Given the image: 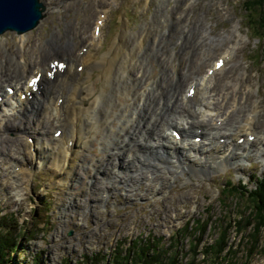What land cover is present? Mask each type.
Returning <instances> with one entry per match:
<instances>
[{
    "label": "rangeland",
    "instance_id": "obj_1",
    "mask_svg": "<svg viewBox=\"0 0 264 264\" xmlns=\"http://www.w3.org/2000/svg\"><path fill=\"white\" fill-rule=\"evenodd\" d=\"M40 1L44 5L43 17L36 27L21 34L13 31L0 33V66L6 62V53L12 54L14 59L19 55L20 36L29 37L27 47L33 42L39 44L41 54L49 52L48 56H61L63 52L52 50L45 44L48 38L55 34L57 43L65 48L67 46H64L63 42L67 34L76 40L78 32L83 30L81 24L87 12L92 11V18L87 23L85 34H89L92 19L104 14L100 7L105 3L104 0L97 2L96 6L92 0ZM244 1L180 0L178 4L179 0H107L104 17L106 21L102 22L101 30L103 43L94 50L91 61L100 57L116 33L124 30L134 37L149 31L154 11L158 8L156 12L158 17L162 15L161 18H165V14H172L173 18L178 20L174 29L168 26L169 29H165L164 26L158 27L164 35L163 41H166L162 46L166 53L161 55L162 61L169 58L168 62H176L177 57L183 52L180 50L181 45L189 39L194 44L193 51L187 48V43L184 50H188L191 58L195 59L194 64L200 63L201 67H196L197 71L201 69L200 71L204 73L206 67L211 65V61L219 57V51L236 45L235 57L221 72L214 73L212 85L220 92H227L230 100L236 99L238 109L233 113L234 121H238L236 119L241 116L246 118L248 111L257 104L258 117L253 125L262 133L264 30L260 28L256 17L259 8L256 5L251 7L250 2L246 4ZM175 3L177 6L184 5L182 13L173 9ZM197 19L202 26L194 28L197 34L190 37L191 31L187 35L186 30ZM95 21L98 23L102 19ZM183 36L186 37L184 41ZM144 48L147 49L146 46ZM144 48L140 51L143 52ZM146 58L152 65L151 80L152 78L155 80L161 75L160 64H157L159 60L156 61L151 55ZM138 59L132 55L131 59L126 61L133 64L139 62ZM46 60L47 58L39 63ZM7 68L5 65L2 69ZM90 72V76L88 70L81 72V77L89 76L87 89L92 84L97 91L106 89L110 98L106 95L103 97L109 104L105 103L101 112L105 117L114 118L112 110H115V106L112 108V104L121 107L126 103L129 106L130 96H125L117 89V78L108 86H104L106 81L102 79L101 73L94 69ZM164 74L165 77L170 76L168 71ZM23 78L22 81L25 80ZM0 79L1 94L7 92L5 85L13 87L16 91L17 87L9 74ZM143 80L145 81L142 79L139 82L137 90L142 89ZM187 81L188 79L183 80V84ZM118 84L120 85V82ZM30 100L32 102L34 99ZM83 100L87 102L89 99L86 97ZM2 107L1 110L4 109ZM154 107L155 102L149 111L150 114ZM227 107V104L222 105V109ZM3 113L0 112V117L3 115L2 119H9V122L0 126V145L5 143L6 146L5 149L0 148V213L6 212L10 218L5 217L0 221L2 226L7 225L6 227L10 228L18 243L15 250L9 253L5 264H88L92 260L85 259V256L95 257L97 252L101 254L100 264H114L119 259L115 258L116 254L121 255L125 252L133 240L144 241L149 236H154L155 240L160 238L155 251L160 256L157 258L153 256L150 259L146 255L142 257L145 260L143 262L134 252H130L128 260L123 264H170L168 261L173 256L175 257L173 264H264V224L253 229L256 220L261 218L252 211L254 207L252 201L245 193H238V188L232 192L228 191L232 184L240 183V179L250 186L251 179L264 174V160L255 152L260 146V138L247 145L249 151L240 160L235 163L227 161V164L215 167L202 176L195 177L185 172L184 175L178 174L173 182H169L171 170L150 174L145 173L144 169L140 176L124 175L126 181L130 182L129 185L123 179L115 177L110 182L101 179L100 174L103 173L99 171L103 172V168H109L104 171L107 176L112 171V166L119 170L121 166L116 160L110 162L111 159L107 158L108 152L100 144L103 133L100 130L95 138L88 139L87 144L73 156L75 163L73 172L79 174L77 181L69 175L65 180L56 183L61 179L62 173L58 174L59 163H54L57 176L54 180L60 178L53 183L55 167L47 164L37 169H29L31 182L27 171H22L24 177L21 192L16 193L14 188L16 182L12 178L13 165L6 161L8 158L15 159L20 156V148L25 138L20 131L24 129L30 131L33 127L40 126L42 118H37L39 112L36 115L34 112L24 111V116L14 113L11 117L4 116ZM113 123L116 124L117 121ZM19 124L20 126L24 124L25 127L19 128ZM55 128L58 126L51 120L50 125L45 127V132L52 134ZM4 136L9 140L8 143L1 141V137ZM20 137L22 140H15ZM31 139L32 137L29 138ZM127 146L123 151L124 155H128L130 152L127 154V149L132 148ZM54 155L60 156V151L57 150ZM237 155L242 156L241 153ZM130 156L132 155L129 154L127 157L131 158ZM108 159L109 162H106ZM62 167L66 168L64 165ZM100 179L104 182L105 188L109 189L108 197L103 194L104 187L102 190L101 186L95 185ZM74 200L78 202L74 203ZM222 237L225 239V248L220 252V256H216L218 258L212 259L204 249L206 247L213 255L214 251L209 246L219 243ZM154 250L156 249H150L149 252L153 253Z\"/></svg>",
    "mask_w": 264,
    "mask_h": 264
},
{
    "label": "bare ground",
    "instance_id": "obj_2",
    "mask_svg": "<svg viewBox=\"0 0 264 264\" xmlns=\"http://www.w3.org/2000/svg\"><path fill=\"white\" fill-rule=\"evenodd\" d=\"M99 1L103 0H92V3L96 6ZM104 1L105 3L100 5L101 12L104 14H98L97 18H95L96 15L93 17L102 19V21L97 23L94 22L95 19H92L93 23L91 22L92 25L89 27V34H85V31L87 23L92 18V11L87 12L84 16L81 24L83 30L78 32L76 40H73L72 35L67 34L68 37L66 36L63 42V45L67 47L64 48L62 44L57 43L58 39L55 34L46 40L45 44L49 45L50 49L63 52L61 56L51 57L48 56L49 52L41 54L39 44H33V42L30 47H27L30 42L29 37L20 36L21 44L19 48L17 47L19 58L17 56L14 59L12 54L6 53L4 64L8 68L2 69L5 65L1 63L0 77L9 74L10 79L14 80L17 92L16 95L5 93L4 99L0 102V112L3 111L4 116L10 115V117L14 116V113L24 116V111L34 112L36 115L39 112L37 118H42L41 125L33 127L31 132L25 131V129L20 131L21 135L25 137L24 144L20 148V156L15 159L8 158L6 161L13 165L12 178L16 182L14 186L16 193L22 188L24 177L22 171H27L31 182L29 169H37V167L47 164L55 167L54 163H59L60 166L58 174L62 173L61 179L59 177V180L56 179L58 181L54 180L57 177L55 167L53 183L63 181L69 175H72V179L77 181L79 174L73 172L75 165L73 156L79 149H82L83 145L87 144L88 139L95 138L100 130L103 132L100 144L108 152L107 158L111 159L110 162L116 160L121 166V170L112 166V171L107 176L106 173L104 174L106 168H103V172L100 170L99 172L103 173L100 174V177L105 180L104 182H110L114 177L126 181L124 175L140 176L144 169L145 173L149 172L150 174L161 170H171L169 182H173L178 174L184 175L185 172L199 177L215 167H222L223 164H227V161L235 163L243 158V155L249 151L247 145L256 138H260L261 142L255 152L259 158L264 160V132L257 131L253 125L258 117L256 114L259 110L257 104L248 111L246 118L241 116L236 119L238 121H234L232 120L233 113L238 109L236 99L230 100V96L226 95L227 92H220L212 85L214 73L221 72L235 57L236 45L219 51V57L211 61V65L206 67L204 73L200 71L201 69L197 71L196 67L200 68V63L194 64L195 59L191 58L188 50H184L186 43L187 48L192 49L194 46L189 39L181 45L180 50L182 49L183 52L177 57L176 62H168L169 58L162 61L160 60L161 55L166 54L162 50V46L166 44V41H163L164 35L158 27L174 29L177 27L178 20L176 21L172 14H165V18H161L162 15L158 17L157 8L151 19L150 30L143 35L140 33L141 38H139L140 34L131 37L126 31H120L115 34L100 57L91 61L94 50L97 46L101 47L103 43L101 30L103 29L102 22L106 21L104 17L108 3L107 0ZM173 9L182 13L184 5L177 6L175 3ZM93 13L95 12L93 11ZM200 26L202 23L198 22V19L195 20L186 30V34L188 35L191 31L190 37L195 36L197 33L194 28L197 29ZM183 37L184 41L186 37ZM145 46L147 49L144 48ZM136 47H138L137 52ZM142 48H144L143 52L140 51ZM132 55L139 58L137 60L139 62L128 64L126 60H130ZM148 55H151L152 58L155 57L156 61L159 60L157 64H160L161 75L158 78L155 77V80L153 78L151 80L152 65L146 60ZM46 58V61L39 63ZM219 60L222 61V64L217 67L216 63ZM59 62H63L62 67L58 66ZM164 65L166 66L163 67ZM125 67L126 69L123 70ZM93 69L101 73L102 79L106 81L104 86H108L117 78L118 83L120 82V85L117 83V89L125 96H130L129 106L126 103L121 104V107L110 103L112 108L115 106V110H112L114 118L112 116L105 117L101 112L107 101L103 96L109 97L106 89L97 91L93 84L87 89V81L90 71ZM84 70L89 71L88 77H81V72ZM167 71L170 73L169 77L163 75ZM47 72L52 74L51 78L47 76ZM36 74L40 75L38 82L41 83V87L38 89L30 87L28 84L31 77ZM23 77L25 80L22 81ZM142 79H145L142 89L137 90ZM185 79L188 81L183 84ZM190 88H193V92L188 95L187 90ZM28 92L34 99L32 102L27 101ZM23 94H25L24 99L22 98ZM86 97L89 100L84 102L83 99ZM154 102L155 107L150 114L149 111ZM226 104L228 107L222 109V105ZM1 106L4 109L1 110ZM2 118L3 115L0 117V126L2 123L9 122V119L3 120ZM44 119L46 123H44ZM51 120H54L58 128L61 129L57 138L53 134L45 132V127L50 125ZM113 121H117V123L114 124ZM20 125L19 128L25 127L24 124ZM174 128H178L176 131L181 135L179 138H175V135L171 134ZM56 130L55 128L53 132ZM250 135L254 136L252 140L248 139ZM199 136L201 139L195 141ZM31 137L32 139L29 140ZM1 138L2 142H9L5 136ZM240 138H242L241 142H239ZM15 140H22V138H15ZM126 146L127 148L132 147L127 149V154L130 152L129 154L132 155L131 158L127 157L129 154L124 155L123 151ZM0 148L5 149V143L0 145ZM57 150L60 151V156L54 155ZM238 153H241L242 156L239 157ZM109 159L106 162H109ZM62 165L66 168H63ZM101 179L95 185L101 186L102 190L104 187L103 194L108 197L109 189L105 188ZM127 183L130 185V182ZM75 202L78 201L74 200ZM73 205L70 204V206Z\"/></svg>",
    "mask_w": 264,
    "mask_h": 264
},
{
    "label": "trees",
    "instance_id": "obj_3",
    "mask_svg": "<svg viewBox=\"0 0 264 264\" xmlns=\"http://www.w3.org/2000/svg\"><path fill=\"white\" fill-rule=\"evenodd\" d=\"M244 2L246 4H249L250 2L251 7L256 5L259 8L256 17L258 18V24L260 25V28H263L264 30V0H245ZM262 38L264 39V36H262ZM250 182L252 183L250 186L246 185L243 181H241L240 183L238 182L237 184H232L231 187L228 189V191L232 192L237 190L238 188L239 190L238 193L240 194L245 193L246 197H248L252 201L254 206L252 211L255 214H258V218H261L259 220L257 219L256 222L254 223V225L256 224V226L253 225L254 226L253 229L254 228L257 229L259 228L260 225L264 224L263 222L264 221L263 219L264 218V174L261 177L254 178L253 180L251 179ZM5 217H9V215L6 212L0 213V220L5 219ZM6 226L7 225L2 226L0 221V264H5L7 262L9 253L15 250L16 245L18 244L16 238L12 234V231L10 230V228H7ZM24 233L25 232L23 231V234ZM159 239L156 238L155 240L154 236H149L144 241L133 240L131 244L126 247L127 250H124L125 252L122 251L123 253H121V255L116 254L115 258H119V259L118 260L115 259L116 261L114 262V264H117V262H120V264L126 262L129 257L128 254H130V252H134L136 256L139 257V260L141 261L143 260V262L145 261L143 258L146 255H148L150 259L153 258V256L154 258H157V256H160L158 253H155V251H157V246H158L157 243L158 241H160ZM218 242L219 243L216 242L212 246H209L214 251L213 255H211L210 252L206 250V247L204 249V252L208 253L209 256H212V259H214L217 255L220 256L219 255L220 252H222V250L225 248V239L223 240V237ZM150 249H156V250H154L153 253L152 252L150 253L149 252ZM206 253L204 255H206ZM87 258L90 259V261L91 260L94 261V262L91 261L88 264H95V263L100 264L101 262V254L99 252H97V255H95V257L91 256V258H89V256L86 255L85 259ZM174 260L175 257L173 256L172 258H170L168 262H170V264H173ZM146 262H150V260H146Z\"/></svg>",
    "mask_w": 264,
    "mask_h": 264
},
{
    "label": "water",
    "instance_id": "obj_4",
    "mask_svg": "<svg viewBox=\"0 0 264 264\" xmlns=\"http://www.w3.org/2000/svg\"><path fill=\"white\" fill-rule=\"evenodd\" d=\"M43 9L39 0H0V33H22L36 27Z\"/></svg>",
    "mask_w": 264,
    "mask_h": 264
}]
</instances>
